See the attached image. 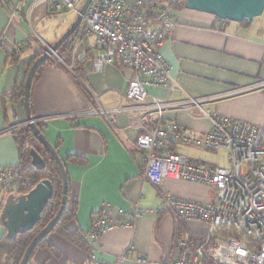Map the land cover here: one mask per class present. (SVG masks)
<instances>
[{
  "label": "crops",
  "instance_id": "1",
  "mask_svg": "<svg viewBox=\"0 0 264 264\" xmlns=\"http://www.w3.org/2000/svg\"><path fill=\"white\" fill-rule=\"evenodd\" d=\"M122 1L134 5L137 1L149 4L158 0ZM51 15L46 3L31 7L29 0H0V96L7 95L0 102L1 167H15L19 163L13 134L24 127L18 89L24 84L27 68L41 51L39 45L54 44L67 28H56L54 32L59 33L53 35L37 28ZM173 16L176 25L157 52L169 65L177 88H146L147 103L155 99L206 97L264 81V22L257 29L254 19L249 24L220 21L209 14L185 9ZM18 42L27 45L13 60L9 55ZM60 50L64 51L59 53ZM56 53L62 62L55 66L52 57V62L39 69L31 85L29 105L60 158L71 155L84 160L83 165L65 164L70 194L77 200L75 217L65 228L78 233L86 245L80 248L58 233H50L46 238L50 247L37 248L28 264H95V259L118 264H168L177 239L198 229L166 210L160 211L164 197L202 203L207 195L201 187L182 181L167 180L158 187L143 181V163L134 149L135 126L142 113L117 114L112 124L103 115L85 113L90 108L126 106L130 69L106 65L101 72L90 71L89 62L97 54L92 38L79 40L74 36L67 49L62 44ZM12 93L14 98H10ZM208 106L211 112L204 110ZM204 114L264 129V86L205 102L189 113L183 109L167 110L162 120L176 122L188 135L199 137L211 129V121ZM182 147L176 146L173 151L183 154ZM104 205L109 206L111 218H118V225L92 240L87 235ZM136 208L143 212L132 220ZM137 256L143 259L138 260Z\"/></svg>",
  "mask_w": 264,
  "mask_h": 264
},
{
  "label": "built area",
  "instance_id": "2",
  "mask_svg": "<svg viewBox=\"0 0 264 264\" xmlns=\"http://www.w3.org/2000/svg\"><path fill=\"white\" fill-rule=\"evenodd\" d=\"M25 1V0H20ZM31 7L46 3L57 11L77 14L80 0H29ZM183 3L185 0H175ZM264 17V11H263ZM176 25L167 7L149 6L140 1L128 5L122 0H90L79 26L78 38H92L97 54L89 68L101 72L106 65L132 71L128 81L126 106L113 109L90 108L88 115H103L110 124L117 114L142 113L138 121L134 149L143 163V181L158 187L164 181H182L209 186L204 202L165 196L160 211L166 210L185 224L195 225L188 237L177 239L168 264H264V129L221 116L208 117L211 129L202 136L188 135L176 122L162 120L164 111L183 109L189 113L205 102L217 101L264 86V81L248 88L206 97H185L169 101L146 102V88H177L169 65L157 52ZM26 42L13 45L18 53ZM44 51L48 45L42 44ZM55 64L62 59L52 56ZM0 96V102L6 100ZM43 120V119H42ZM45 120V119H44ZM144 121V122H141ZM176 146H192L204 151L227 152V167L196 161L173 151ZM20 172L16 167L0 166V213L6 197L16 195ZM104 205L92 221L87 237L95 240L118 225ZM143 212L135 209L131 219ZM119 216L122 211H119ZM129 224V223H128ZM200 227V228H199ZM203 231V232H202ZM124 256L120 257L123 258ZM138 260L143 257L137 256ZM95 264H118L94 260Z\"/></svg>",
  "mask_w": 264,
  "mask_h": 264
},
{
  "label": "water",
  "instance_id": "3",
  "mask_svg": "<svg viewBox=\"0 0 264 264\" xmlns=\"http://www.w3.org/2000/svg\"><path fill=\"white\" fill-rule=\"evenodd\" d=\"M90 0H84L70 27L57 39L42 51L28 69L23 84L22 104L25 118L22 126L29 128L35 139L42 145L55 161L61 178V199L56 215L32 238L24 250L19 264H28L29 258L38 243L48 236L57 224L64 209L67 198V177L62 163L55 148L49 143L41 129L38 128L39 120L33 118L29 109V92L36 71L43 62L53 56L58 48L68 40L79 28L82 16ZM185 10L209 14L221 21L241 23L244 20L251 22L260 17L264 11V0H185ZM30 164L36 170L45 168V163L34 148L29 150ZM53 194L52 184L49 180L38 182L28 193L23 195L10 194L6 197L1 213L0 225L4 228L5 237L14 240L16 236L30 231L40 220L41 213Z\"/></svg>",
  "mask_w": 264,
  "mask_h": 264
},
{
  "label": "trees",
  "instance_id": "4",
  "mask_svg": "<svg viewBox=\"0 0 264 264\" xmlns=\"http://www.w3.org/2000/svg\"><path fill=\"white\" fill-rule=\"evenodd\" d=\"M156 4L167 7L169 12L174 10L175 11L174 13H178L184 10L183 3H178L175 0H158L155 2H151L148 5L153 6ZM48 10L50 13H53V14L58 12L57 10L53 9L51 6H48ZM170 15L174 18L173 13H170ZM241 24H249V22L247 20H244L241 22ZM78 32H79V28L75 31V33L72 34V36L68 40H66L63 43V49H67L71 39L74 36L75 37L78 36ZM22 50L23 49H20L19 52L16 54L12 50L9 56L13 60H16V58L20 55ZM62 51L60 50L59 53H62ZM41 52L42 51H39V53L35 55L34 60L37 57H39V55L42 54ZM51 60H52V57H50L45 62H43L41 66L38 68V70L36 71V74L38 73L39 69L42 66H44L46 63L52 62ZM54 65L57 66L55 63ZM30 66L31 64L28 66L27 70L29 69ZM36 74L32 80V83L36 79ZM18 91H19V97H22L23 85L19 87ZM14 94L13 93L12 95L10 94V98H14L15 97ZM1 102H4V101H1ZM29 104H30V94H29ZM29 109H30V105H29ZM30 113H31V110H30ZM31 116L33 118H36L32 115V113H31ZM37 126L40 129L42 127L40 122L37 123ZM13 139L18 146V152H19V163L18 165L15 166L17 169H19V172H20L19 189L16 195H23V194L28 193L38 182L42 180H49L51 182L53 194H52L50 201L44 207L41 213L40 220L34 225V227L30 231L16 236L14 240L7 239L5 237L4 232L3 234L0 235V264H19L20 259L23 256L24 250L26 249L27 245L30 243L32 238L56 215L59 209L60 199H61V178H60L57 165L55 161L52 159V157L49 155V153L45 150V148L42 145H40V143L35 139L31 130L24 126L21 129H19V132H15L13 134ZM32 140L34 141V143L32 142ZM30 148H34L38 152V154L41 156V158L43 159L45 163L44 169L36 170L31 166L30 156H29ZM62 163L65 169L66 163L83 165L84 160L82 158L69 155L65 157L64 159H62ZM65 173H66V170H65ZM66 177H67V174H66ZM76 209H77V200L73 195L70 194L69 183L67 179L66 203H65L64 209L62 211V214L57 224L51 230L50 233H58L59 235L63 236L68 241H70L72 244H74L75 246L80 247V248H85L86 244L83 238H81L78 233L68 232L65 228L66 223L75 217ZM183 237H188V235H185ZM46 238L47 236L38 243L34 251L41 246L50 247V245L47 244ZM34 251L32 252L31 256L33 255Z\"/></svg>",
  "mask_w": 264,
  "mask_h": 264
},
{
  "label": "rangeland",
  "instance_id": "5",
  "mask_svg": "<svg viewBox=\"0 0 264 264\" xmlns=\"http://www.w3.org/2000/svg\"><path fill=\"white\" fill-rule=\"evenodd\" d=\"M83 1L84 0H80L79 6L82 5ZM174 12L175 11L172 10L170 13H174ZM75 17H76V14L72 11H58V12L54 13L53 15H51L50 18H45L44 24L43 25L38 24L37 28H39L40 30H42L44 32H49L50 35H53V33H59V32H54L56 30V28H58L59 31H61L62 29L66 28V27L69 28L70 25L73 23ZM254 20L255 21L253 22V26H255L257 29H259L260 26H263V22H264L263 15H261L258 18H255ZM67 28H66V30H67ZM33 29H34V27H33ZM34 31H35V29H34ZM35 33H36V31H35ZM39 46H41V45H39ZM42 48L43 47H41V49ZM204 110H206L207 112H211L212 108L210 106H208V107H204ZM32 142L34 143L33 140H32ZM182 153L189 155V156L191 155L194 158H198L199 160L201 159L202 161H205V162L210 163V164L213 163V164H217L218 166H223V167L228 166V162L226 160L227 152L223 149H220L216 152H210V151H204V150L192 147V146H184V147H182ZM187 184H190V183H187ZM191 185L194 187L195 186L201 187L202 192L205 194V196L207 195V197L211 193V188L209 186H205L203 184H196V183H194V184L191 183ZM3 232L5 233L4 228L0 225V235L3 234Z\"/></svg>",
  "mask_w": 264,
  "mask_h": 264
}]
</instances>
